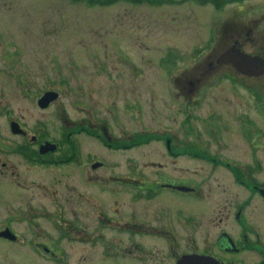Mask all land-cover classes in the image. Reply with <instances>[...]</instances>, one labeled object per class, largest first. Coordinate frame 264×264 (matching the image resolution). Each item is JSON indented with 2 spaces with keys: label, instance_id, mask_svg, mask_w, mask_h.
<instances>
[{
  "label": "rangeland",
  "instance_id": "rangeland-1",
  "mask_svg": "<svg viewBox=\"0 0 264 264\" xmlns=\"http://www.w3.org/2000/svg\"><path fill=\"white\" fill-rule=\"evenodd\" d=\"M243 4L251 14L258 15L256 9L264 2L246 0ZM235 7L237 4H228L221 13ZM162 9L165 16L156 7H133L124 1L0 0V226L3 218L14 217L11 226L25 238L23 242L11 243L0 240V264H49L43 253L33 252L28 238L34 234L46 242V232H51L53 239L60 238L62 229L54 224L59 216H77L83 211L88 218L87 226L92 228L90 222L98 210L108 213L116 210L114 216L124 211L127 186L114 182L110 177L111 167L107 165L110 159L122 157L116 154L119 151L104 148L92 135L76 133L81 152L102 156L105 166L48 165L30 161L25 155L33 153L29 149L36 148L29 143L34 135L60 139L78 121L92 123L98 117H107L115 125L118 119L109 113L111 108H123L128 102L135 105L143 99L149 102L150 131L162 130V126L173 128L178 126L177 122L184 121L187 114L182 111L172 112V117L167 118L166 111H175L177 105L167 90L177 89L175 80L184 78V68L188 65L167 69L165 65L170 64H161L164 68L161 67L157 47L161 41L179 39H192L201 45L208 35L204 15H208L209 9L195 5ZM174 11L189 13L190 22H181L182 16L170 17ZM210 13L216 20L223 15L213 9ZM186 24L190 27H184ZM130 56L138 64V72L142 67L141 72L130 71L126 63ZM99 64L102 72L98 70ZM223 68L219 67L199 87L197 103L192 100V122L199 134L196 136L208 138L202 131L208 121L216 135L220 126V137L226 142L221 150L225 159L233 165L240 158V166L247 168L243 179L264 184V76L234 83L222 76ZM48 89L58 91L59 95L46 107H40L37 100ZM108 91L114 93L108 95ZM98 94L101 102L97 101ZM11 120L18 121L26 133L12 132ZM125 120L129 123L131 118L126 116ZM130 125L140 127L134 120ZM145 151L148 157L142 156ZM129 152L139 159L134 167L146 169V174L153 178L157 166L142 164L158 161L162 146L153 142L146 148L140 146L122 153ZM160 161L172 165L171 161ZM179 165L178 171L183 175L195 170L192 176L199 182L195 194L161 191L166 198L163 199L166 215L176 216L178 208L191 209L199 216L215 215L217 202L226 201L230 206L240 196V201L248 202L244 215L260 216L258 206H264L256 203L262 198L246 185L239 187L228 167L188 158H182ZM133 178L141 180L137 175ZM114 189L117 194L113 196ZM161 201L160 197H151L144 203L142 196L134 193L133 213L145 216L146 208L148 214L151 210L155 213ZM28 222L36 224L30 226ZM83 245L75 235L63 239L61 246L68 251V257L62 264H82V255L93 260L94 256H89L93 253ZM252 256L251 252L246 255Z\"/></svg>",
  "mask_w": 264,
  "mask_h": 264
},
{
  "label": "flooded vegetation",
  "instance_id": "flooded-vegetation-1",
  "mask_svg": "<svg viewBox=\"0 0 264 264\" xmlns=\"http://www.w3.org/2000/svg\"><path fill=\"white\" fill-rule=\"evenodd\" d=\"M109 1L110 3L124 1L133 7H156L160 9V15L163 14L164 9L162 8L164 7L181 8L195 5L209 10L213 9L216 13L223 12L228 4H237V7L221 13L222 17L217 20L213 18L214 15L209 14L208 10L209 16L204 15L206 16L204 20L207 19L208 22V35L201 45H197L192 39H179L174 40L175 42L168 41L169 43L161 41L160 46L157 47L160 51L158 63L161 67H163L161 64H170L165 65L167 69L179 64L188 65L184 68V78L175 80L178 85L177 89L167 90L169 97L172 96V101L177 103L175 111H166L167 118L172 117V112L182 111L187 114L184 121L177 122L178 126L173 128L162 126V130L150 131L148 127L149 102L143 99L135 105L128 102L127 105L122 106L123 108L118 109L120 106L116 109L111 108L109 113L118 119L115 125L107 117L105 119L98 117L92 123L82 119L76 123L75 127L72 126L68 131L63 132L60 139L48 140L38 134L31 138L29 143L36 145V148L29 149L33 151L29 153L30 155L25 154L28 155L26 157L30 161H39L54 166L76 164L92 168L103 167L106 160L99 155L81 152V142L74 136L76 133L92 135L104 148L120 152L116 154H121L122 157L110 159L107 165L111 167L110 177L116 180L114 182L127 186L124 211L120 216H114L118 213L116 210L110 213L98 210V215L91 219L92 228L87 226L88 218L84 216L83 211L77 216H59L54 224L58 226V229H62V232L58 234L60 238L53 239L52 233L46 232V242H44L38 240L36 235H30L28 241L33 252L43 253L44 260L49 264L65 263L68 251L63 249L61 241L75 235L77 240L93 253L89 256H94L93 260H89L82 255V264H86L87 261H92L93 264H206L207 262L209 264H264V207L258 206L257 213L260 216L257 218L245 216L244 209L248 202L240 201L239 196L235 203H229L232 208L227 205L226 201L217 202L215 215L199 216L193 214L191 209L186 211L178 208L176 216H169L165 214L167 211L163 208L165 204L163 199L166 198L161 193L167 189L195 194L199 181L192 174L196 171L189 172L188 175L180 174L177 167H180L179 162L182 158L209 161L213 162L214 166H226L230 169L229 172L239 187L240 184L246 185L243 178L247 168L240 166V158L238 162L230 165L229 159H225L221 152L226 142L220 137V126L218 125L216 135L212 131L213 126H210V121H208L202 130L203 134L209 135L208 138L196 136L199 134L193 126L191 107H193V99H195L194 103H197L196 93L201 91L199 87L216 74L219 67L224 66L222 76L234 83L244 81L245 78L264 76V72L258 75L241 73L232 66L230 61L220 60L222 54L228 51H231V54H240L241 51L251 57L257 56L264 59V4L256 9L259 14L255 15L245 8L243 3L246 0H232L221 4H217L216 1L224 0ZM260 1L264 2V0ZM177 12L174 11L170 17L182 16L181 22H190L192 16L189 13ZM187 25L189 24L184 27ZM219 33L221 37L218 36ZM133 59L132 56L126 59L130 71L141 72L142 67L138 72V64ZM98 70L103 71L100 64ZM112 93L114 92L108 91V95ZM96 97L97 101L101 102V95L98 94ZM181 97L182 100H180ZM115 102L112 101V103ZM133 108L137 110L134 111ZM126 116L131 118L129 123L125 120ZM112 119L115 121V118ZM133 120L140 123L139 128H133L130 125ZM222 130L224 129L221 126ZM45 141L55 144V149L40 153V145ZM153 142L159 143L163 152L157 154L158 161L153 160L151 163L142 164L144 167L157 166L154 168L155 176L152 178L146 174L144 171L146 169L137 170L134 167L136 164L134 162L139 160L134 157V154L122 152L140 146L146 148ZM142 156L148 157V153L145 151ZM160 160L171 161V167L169 164L164 165ZM2 165L7 166L6 162ZM136 175L140 176L141 180L133 178ZM249 182L251 184L246 186L262 198L256 205L263 204L264 206V194L260 190L264 188V184L253 180ZM133 188H135V195L142 196L144 203H148L151 197L154 199L160 197L162 201L159 202L160 205L155 213L151 210L148 214L146 208L145 216H135ZM116 192V189L112 190V195H116ZM8 194L11 195V192ZM101 199L103 198H97L98 201ZM113 204L118 205L115 202ZM14 222V217L3 218L0 226V240L3 242L24 241V235L11 226ZM28 224L34 226L36 222H28ZM250 252L253 256L247 258L246 255Z\"/></svg>",
  "mask_w": 264,
  "mask_h": 264
},
{
  "label": "water",
  "instance_id": "water-1",
  "mask_svg": "<svg viewBox=\"0 0 264 264\" xmlns=\"http://www.w3.org/2000/svg\"><path fill=\"white\" fill-rule=\"evenodd\" d=\"M230 52L231 51H228L227 53L222 54L220 60L230 61L232 65L236 68V70L244 74L258 75L264 72V59L257 57V56L251 57L250 55H247L241 51H240V54H237V53L231 54ZM57 96H58V93L56 91H53V90L46 91L38 99V104L41 107H45L48 105L50 101L55 99ZM10 128H11V131L14 133L23 132V130L19 127L16 121H11ZM54 147H55L54 144H50L49 142H46L40 147V151L44 152L47 149H53ZM177 187L183 188L182 186H177ZM261 192L264 194V189H261ZM206 264H209V262H207Z\"/></svg>",
  "mask_w": 264,
  "mask_h": 264
},
{
  "label": "trees",
  "instance_id": "trees-1",
  "mask_svg": "<svg viewBox=\"0 0 264 264\" xmlns=\"http://www.w3.org/2000/svg\"><path fill=\"white\" fill-rule=\"evenodd\" d=\"M96 0H89V2H95ZM97 1H103L104 3H110V1L109 0H97ZM227 1H231V0H224V1H216V3L217 4H220V3H225V2H227Z\"/></svg>",
  "mask_w": 264,
  "mask_h": 264
}]
</instances>
